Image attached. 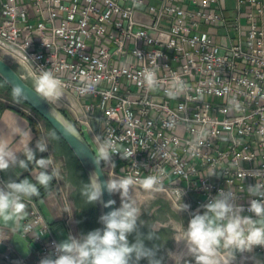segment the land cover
I'll return each mask as SVG.
<instances>
[{
    "label": "built area",
    "instance_id": "obj_1",
    "mask_svg": "<svg viewBox=\"0 0 264 264\" xmlns=\"http://www.w3.org/2000/svg\"><path fill=\"white\" fill-rule=\"evenodd\" d=\"M224 1L0 0V56L22 67L32 87L40 67L62 80L54 104L95 155L97 136L134 153L112 154L114 168L102 162L107 178L142 179L162 168L159 192L176 207L181 189L190 219L221 190L255 218L247 208L258 199L248 186L264 183V1L235 0L232 18ZM208 26L224 27L225 42ZM146 68L159 78L155 90L141 83ZM175 78L188 88L172 99L166 90ZM27 203L32 232L21 234L39 264L59 242L37 202ZM246 254L264 262V246ZM19 258L9 240L0 244V264Z\"/></svg>",
    "mask_w": 264,
    "mask_h": 264
},
{
    "label": "clouds",
    "instance_id": "obj_2",
    "mask_svg": "<svg viewBox=\"0 0 264 264\" xmlns=\"http://www.w3.org/2000/svg\"><path fill=\"white\" fill-rule=\"evenodd\" d=\"M40 69L31 77L35 94L49 104L60 101L64 96L62 80L53 71L44 67ZM141 76V83L147 89L155 90L159 87L160 81L156 71L146 68ZM187 88L183 80L175 78L170 81L166 95L176 99ZM12 96L17 102L21 99L27 100L25 87L20 84L14 85ZM49 117L60 126L65 136L78 138L79 133L75 127L69 123H61L53 110L50 111ZM57 133L54 128L49 132V138L58 140ZM7 135L0 134V172L17 166L28 170L30 164H34L37 171L32 173L35 183L27 178L0 180V221H3V226H0V244L19 234L21 227L25 234L32 232L31 224L20 223L27 217V202L33 197L40 196V188L37 185L48 189L55 177L50 159H37L36 151L30 146L26 148L21 158L9 146ZM205 136L206 133L201 130L197 139ZM96 143L97 151L93 157L96 169L90 173L89 181L82 184L81 195L88 204L101 203L103 207L109 208L116 201L110 199L104 202V193L107 192L109 195L118 193L120 206L99 217L103 228L92 230L86 235L69 234L65 240L53 242L54 254L42 257L39 264H139L142 259H146L148 264H163V258L157 257L159 247L154 245L150 248L144 243L145 237L139 231L144 225L140 219L141 211L129 193L136 185L149 192L160 191L167 173L161 168L158 169L159 175L151 174L142 179L122 176L102 180L101 176L104 174L102 162L114 168L115 164L111 162L112 154L119 153L121 158L129 159L134 153L122 150L111 137L102 139L97 136ZM35 148L43 153L48 150V144L39 139ZM215 174L216 172L212 171L208 176ZM174 191L177 197L175 202L177 211L179 213L188 211L190 205L182 202L183 191L181 189ZM248 194L258 198L251 199L247 208L255 218L243 214L245 208L236 203L237 197L231 190H221L201 206L202 213L200 209L192 213L187 227L181 224L178 238L175 239L177 244L183 243L184 251L169 252L171 256L168 253L174 264H234L238 253H251L255 247L264 246V183L248 186ZM13 221L16 227L8 228V224ZM133 233H136V239L130 243L129 236ZM146 239L157 240L158 236L150 229ZM27 250L26 244L25 251ZM15 264H23V261L18 260Z\"/></svg>",
    "mask_w": 264,
    "mask_h": 264
},
{
    "label": "crops",
    "instance_id": "obj_3",
    "mask_svg": "<svg viewBox=\"0 0 264 264\" xmlns=\"http://www.w3.org/2000/svg\"><path fill=\"white\" fill-rule=\"evenodd\" d=\"M264 1V0H261ZM225 15L232 18L235 14L236 2L235 0H225L223 2ZM204 29L215 34L219 42H225L226 29L224 27H205ZM22 111H17L10 108L7 103L0 99V134L7 133L9 146L13 148L17 154L23 158V154L27 147H32L36 151V158H48L52 161V168L55 170L54 189L37 204L45 216L46 220L51 225L53 233L61 242L67 239L69 234L79 236L81 234L79 223L82 224L80 213L75 207L72 191L69 189V181L67 176L69 167L66 158L60 153L55 151V140L49 138V129L43 120L36 117L33 112L25 110L20 107ZM43 139L48 144L46 152H39L36 150V142ZM37 171L34 164L29 165V169L25 170L20 167H12L5 172H0V180L15 179L20 180L27 178L31 181L33 179L32 173ZM51 171V169L49 170ZM28 205V203H27ZM29 212V205L27 206V217ZM185 213V212H184ZM183 216V223L188 224L190 218L185 213ZM27 217L20 223L24 225ZM0 226H3V221H0ZM16 227L15 221L8 224V228ZM22 232V227L19 233ZM13 237V236H12ZM178 238V237H177ZM12 239V238H11ZM11 239H8L9 242ZM176 244V250L173 253H180L184 251L183 243ZM171 256V253L169 254ZM190 259V258H189ZM168 264H174V261L169 257ZM23 264H31L30 259L23 260ZM234 264H264L259 255L254 254H237Z\"/></svg>",
    "mask_w": 264,
    "mask_h": 264
},
{
    "label": "rangeland",
    "instance_id": "obj_4",
    "mask_svg": "<svg viewBox=\"0 0 264 264\" xmlns=\"http://www.w3.org/2000/svg\"><path fill=\"white\" fill-rule=\"evenodd\" d=\"M2 58V56H0ZM18 73L23 69L11 60H7ZM0 99L5 103L11 102L7 95L0 90ZM18 106V105H17ZM29 110V109H25ZM30 111V110H29ZM31 112V111H30ZM34 114V113H33ZM35 115V114H34ZM53 141V140H52ZM67 181H69V189L72 191V196L74 200L75 207L80 210L77 216H81L82 224L79 223V228L81 233H85L87 226L85 224L86 211L84 207L77 203L76 197L79 194V186L76 184L78 182L70 180V171L68 172ZM130 198L135 200L137 206L141 211L140 219L143 221L144 225L140 227V231L148 234L149 230H153L158 239L155 240V245L159 247L157 252V257L163 258V264L169 263V252L176 250L175 239L178 237V231L181 224L187 227V223H183L184 212L179 213L176 207L172 204L170 200L162 192H149L134 186L129 193ZM116 207L120 206V196L119 194H114ZM100 212L97 211L96 229L101 228V223L99 222ZM170 254V253H169ZM20 260V258H19ZM31 264H34V259H30ZM139 264H148L146 259H142Z\"/></svg>",
    "mask_w": 264,
    "mask_h": 264
},
{
    "label": "water",
    "instance_id": "obj_5",
    "mask_svg": "<svg viewBox=\"0 0 264 264\" xmlns=\"http://www.w3.org/2000/svg\"><path fill=\"white\" fill-rule=\"evenodd\" d=\"M0 78L12 89L14 85L20 84L25 87V91L27 94V100H24L28 106H30L44 121H46L53 129L55 128L58 131L59 136L62 140L67 144L69 149L72 151L79 164L81 165L88 181L89 176L92 171L96 169V166L93 162V157L95 156L94 151L92 150L89 142L83 136L81 131L72 123V121L62 112L60 108H58L54 103L49 104L47 101L40 99L34 92V88L24 81L18 72L5 60L0 58ZM53 110L56 113L57 119L61 123H69L75 127L77 132L79 133L78 138H74L71 136H65L63 134L60 126L49 117L50 111ZM103 171V169H102ZM104 173V171H103ZM102 180H107V176L105 173L101 176ZM115 200V196L109 195L107 192L104 193L103 201L107 202L108 200ZM98 208L100 212V216L107 212L112 211L116 208V203L109 208L103 207L101 203H98ZM101 228L103 225L101 224ZM19 234L21 237H19ZM13 235L10 240L11 245L13 246L16 253L24 260L27 261L31 256V250L29 246V241L25 238L21 233ZM25 239V240H24ZM28 245L27 252L25 251V245Z\"/></svg>",
    "mask_w": 264,
    "mask_h": 264
},
{
    "label": "trees",
    "instance_id": "obj_6",
    "mask_svg": "<svg viewBox=\"0 0 264 264\" xmlns=\"http://www.w3.org/2000/svg\"><path fill=\"white\" fill-rule=\"evenodd\" d=\"M0 90H2L7 95L8 99L11 101V102L7 103L10 108H13L17 111H22L20 107L25 108V109H29L31 112H33L36 115L37 118L43 120L30 106H28V104L24 100L21 99L19 102L14 100V98L12 96V89L1 78H0ZM62 112L70 119V116L68 115V113L65 110H62ZM44 123L46 124L49 131L54 130L46 121H44ZM57 135L59 136L58 133H57ZM54 142H55V151L60 153L61 155H63L66 158V161H67V164L69 167V171H70V180L78 182L76 184L79 186V194L76 197V201H77V203H80V206L84 207L85 211H86V219H85V224L87 226V230L85 231V235H86L88 232L96 229V220H97L96 216H97V211L99 209L98 203H96V204L86 203L85 199L81 195V189H82V184L87 183L88 179H87L81 165L79 164L78 160L76 159V157L74 156L72 151L69 149L67 144L62 140V138L60 136H59V139L55 140ZM32 182L35 183V181H32ZM37 186L40 188V196L39 197H33L31 199L35 202L42 200L44 197H46L54 189V179L51 182L48 189H44L43 187H40L39 185H37ZM140 233L145 237L144 243L147 247L151 248L155 245V240H148V239H146L147 234H145L144 232H141V231H140ZM135 239H136V233H133L129 236L130 243L135 242Z\"/></svg>",
    "mask_w": 264,
    "mask_h": 264
}]
</instances>
